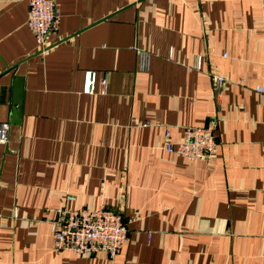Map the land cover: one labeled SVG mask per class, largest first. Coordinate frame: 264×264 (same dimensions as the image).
Returning <instances> with one entry per match:
<instances>
[{
	"label": "crops",
	"instance_id": "0c3cea01",
	"mask_svg": "<svg viewBox=\"0 0 264 264\" xmlns=\"http://www.w3.org/2000/svg\"><path fill=\"white\" fill-rule=\"evenodd\" d=\"M55 1L40 52L28 0H0V121L24 84L0 145V264H264V0ZM87 70L103 91L82 93ZM188 127L214 129L210 159L164 150ZM60 207L121 213L127 242L112 260L55 252Z\"/></svg>",
	"mask_w": 264,
	"mask_h": 264
},
{
	"label": "built area",
	"instance_id": "2783aa9c",
	"mask_svg": "<svg viewBox=\"0 0 264 264\" xmlns=\"http://www.w3.org/2000/svg\"><path fill=\"white\" fill-rule=\"evenodd\" d=\"M26 26L33 34L40 52L46 50L47 38L56 32L60 20V6L55 0H28ZM149 54H138V69L147 71ZM196 70L200 71V58H197ZM213 89L219 92L225 80L214 76ZM103 91L106 81L99 79L96 71L87 70L83 74L82 93L93 95L98 88ZM254 91L264 95V87H256ZM10 125L0 121V145L7 146ZM217 146L214 129H185L184 138L175 144L170 141L169 132L165 133L164 150L190 163L210 159ZM71 199V197H68ZM54 218L50 221L52 248L55 252H63L75 257H86L102 254L108 259H114L127 242L129 230L121 213L106 209L89 210L85 207L69 209L60 207L54 210Z\"/></svg>",
	"mask_w": 264,
	"mask_h": 264
},
{
	"label": "water",
	"instance_id": "95a60500",
	"mask_svg": "<svg viewBox=\"0 0 264 264\" xmlns=\"http://www.w3.org/2000/svg\"><path fill=\"white\" fill-rule=\"evenodd\" d=\"M23 92H24L23 78L17 76L14 78L13 81V99H12L10 125L19 126L21 123Z\"/></svg>",
	"mask_w": 264,
	"mask_h": 264
}]
</instances>
